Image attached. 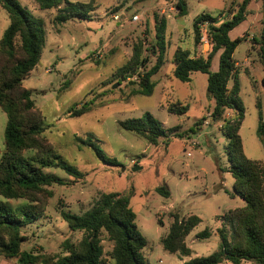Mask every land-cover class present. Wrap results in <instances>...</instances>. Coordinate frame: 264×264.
I'll return each mask as SVG.
<instances>
[{
	"label": "rangeland",
	"instance_id": "rangeland-1",
	"mask_svg": "<svg viewBox=\"0 0 264 264\" xmlns=\"http://www.w3.org/2000/svg\"><path fill=\"white\" fill-rule=\"evenodd\" d=\"M17 1L34 18L43 20L46 33L41 61L23 82L24 88L32 92V100L45 118V136L55 152L65 164L85 175L74 185L52 187L54 197L44 217L23 232L27 237L23 250L60 254L65 240L77 243L84 236L69 229L61 212L83 215L102 194L120 193L128 199L136 224L148 242L144 253L149 264H184L216 253L221 244L218 230L224 226L230 230L225 218L246 202L234 193L229 139L222 129L224 121L212 118L215 102L207 94V76L196 73L190 83L179 81L173 75V56L179 47L190 50L193 56H203L206 44L194 45L196 17L208 14L222 23L237 13L244 0H70L90 4L94 11L87 19L71 17L62 25L55 22L61 9L41 10L32 0ZM179 3L186 15H182ZM136 15L140 17L137 22L133 21ZM115 16L120 20L115 21ZM163 18L167 21V50L161 71L153 77V94L131 96L139 88V81L136 77L123 81L118 71L132 59L138 45H142L143 57L150 58V67L156 64L157 58L148 49ZM263 18V0H250L247 20L231 33V38L248 34L234 55L245 107L240 136L246 157L264 164V145L257 134L259 100L264 114V67L252 45L253 37L264 32ZM9 25L8 13L0 7V38ZM217 69L218 60L213 71ZM115 85L118 87L113 89ZM85 103H89L88 113L69 117L73 106L80 108ZM175 104L188 107V112L170 114L168 108ZM147 113L169 132L168 146L164 140L154 146L121 127ZM232 117L234 112L228 110L225 119ZM6 124L7 116L0 108V158L5 150ZM88 140L116 158L120 166L100 161L93 148L84 144ZM135 167L141 169L134 172ZM46 173L72 180L59 168L47 169ZM158 188L167 190L169 196ZM6 201L0 196V202ZM9 202L17 206L23 201ZM174 215L202 220L187 238L193 250L191 257L170 254L163 248L162 240ZM206 230L212 236L198 239L197 235ZM102 240L106 264H114L110 257L113 243L106 233H102ZM0 264L18 261L0 256Z\"/></svg>",
	"mask_w": 264,
	"mask_h": 264
},
{
	"label": "trees",
	"instance_id": "trees-1",
	"mask_svg": "<svg viewBox=\"0 0 264 264\" xmlns=\"http://www.w3.org/2000/svg\"><path fill=\"white\" fill-rule=\"evenodd\" d=\"M32 1L41 10L61 9L55 19L58 25L67 23L71 17L87 19L94 11L90 4L72 3L70 0ZM249 5L250 0H244L237 13H232L230 19L222 23L208 14L196 17L193 23L194 45L198 47L206 34L209 51L206 56H192L190 50L179 47L173 56V75L179 81L190 83L194 73L207 76V94L215 102L212 118L224 121L222 129L229 139L234 193L246 202L244 207L232 210L225 218L230 230L227 226L218 230L221 239L219 250L209 257L192 259L184 264H264V164L247 158L244 153L240 130L245 120V107L238 82V62L234 57L238 46L247 41L248 34L231 38V33L247 20ZM0 7L8 13L10 20L9 27L0 38V108L7 116L5 150L0 158V196L7 200L0 202V256L16 259L18 264H106L102 243V233H106L113 243L110 257L114 264H149L144 253L148 242L136 224L137 217L128 199L120 193L102 194L83 215L61 212L69 229L82 232L84 236L77 243L65 240L60 254L23 250L27 241L23 232L44 217L49 201L54 197L52 187L74 185L85 175L76 167L65 164L55 152L45 136V118L36 108L32 92L23 85L41 61L46 42L43 20L30 15L17 0H0ZM178 7L182 15H186L181 3ZM204 26H207L205 31ZM166 29L167 21L163 18L156 26L155 42L148 49L157 58L154 66L150 67V58L143 57L142 45H138L132 59L118 71L123 81L134 77L139 81V88L133 90L131 96L153 94V77L159 74L165 62ZM252 45L264 67V32L253 37ZM216 60L218 69L213 71ZM88 104H82L80 108L73 106L69 117L88 113ZM257 108V134L264 145V114L260 100ZM168 110L170 114L184 115L188 107L175 104ZM228 110L234 112L231 119H225ZM121 127L140 135L154 146H158L161 140L166 146L170 143L169 132L150 113L122 123ZM84 144L91 146L104 164L120 166L116 158L107 156L90 140ZM52 168L64 170L72 180L66 181L46 173ZM158 191L169 196L164 188H158ZM9 201L23 202L14 206ZM201 221L198 216L181 219L174 215L169 233L162 240L164 250L191 257L193 250L188 246L187 238ZM211 236L212 233L206 230L197 238L205 240Z\"/></svg>",
	"mask_w": 264,
	"mask_h": 264
},
{
	"label": "built area",
	"instance_id": "built-area-1",
	"mask_svg": "<svg viewBox=\"0 0 264 264\" xmlns=\"http://www.w3.org/2000/svg\"><path fill=\"white\" fill-rule=\"evenodd\" d=\"M114 20L115 21H119L120 20V17L119 16H115L114 17ZM139 20H140V17L138 15H136V16L133 17V21L137 22ZM202 42H204L206 44V46L209 45V41H208L207 37L206 38H203Z\"/></svg>",
	"mask_w": 264,
	"mask_h": 264
},
{
	"label": "crops",
	"instance_id": "crops-1",
	"mask_svg": "<svg viewBox=\"0 0 264 264\" xmlns=\"http://www.w3.org/2000/svg\"><path fill=\"white\" fill-rule=\"evenodd\" d=\"M218 22L221 23L220 20H219ZM208 51H209V45L204 47V50H203L204 55H203V56H205V54H206ZM192 56H193V55H192ZM195 76H196V73H194V74L191 76L192 81H193V79H194Z\"/></svg>",
	"mask_w": 264,
	"mask_h": 264
},
{
	"label": "water",
	"instance_id": "water-1",
	"mask_svg": "<svg viewBox=\"0 0 264 264\" xmlns=\"http://www.w3.org/2000/svg\"><path fill=\"white\" fill-rule=\"evenodd\" d=\"M118 87V85H115L114 87H113V89H116ZM141 168H139V167H135V168H133V171L134 172H136V171H139ZM122 171H125V169H122Z\"/></svg>",
	"mask_w": 264,
	"mask_h": 264
}]
</instances>
